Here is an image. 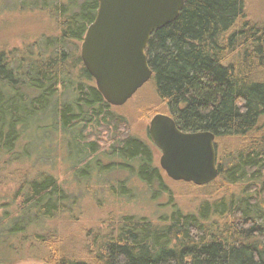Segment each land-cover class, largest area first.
Returning <instances> with one entry per match:
<instances>
[{
  "label": "trees",
  "instance_id": "obj_1",
  "mask_svg": "<svg viewBox=\"0 0 264 264\" xmlns=\"http://www.w3.org/2000/svg\"><path fill=\"white\" fill-rule=\"evenodd\" d=\"M20 5L48 11L59 31L0 50V188L11 190L0 196V259L264 264V20L250 17L246 0H186L146 47L165 107L155 113L172 115L185 131L215 133L220 173L208 185L221 182L226 191L193 212L174 204L157 221L130 213L110 219L77 250L56 242L54 223L80 205L60 180L62 150L82 181L127 170L151 186L153 197L170 187L151 136L131 132L82 60L99 0ZM109 183L113 195L130 194L127 185Z\"/></svg>",
  "mask_w": 264,
  "mask_h": 264
},
{
  "label": "rangeland",
  "instance_id": "obj_2",
  "mask_svg": "<svg viewBox=\"0 0 264 264\" xmlns=\"http://www.w3.org/2000/svg\"><path fill=\"white\" fill-rule=\"evenodd\" d=\"M21 1L0 0V50L20 47L43 35H52L59 31L55 16L38 7H21ZM246 6L250 17L264 20V0H246ZM159 109H165V107L158 96L156 84L152 78L125 104L114 106L116 112L127 116L130 120L131 132L145 140H150L149 122L155 111ZM61 154L58 159L60 180L75 191L80 205L76 207L74 215H64L54 223L58 235L56 242L60 245L65 242L74 250L82 248L88 240L89 233L94 229L105 230L110 219L130 213L157 221L162 214L169 213L174 204L184 212H193L202 200L217 197L226 191L221 182L218 186L217 184L196 185L192 182L173 180L164 170V179L169 184L170 191L153 197L151 186L137 174L127 170L104 172L105 174L94 172L89 180L82 181L78 176L79 166H71L63 150ZM161 154L160 148L155 147V159L158 165H160ZM76 171L77 175L74 174ZM109 181L127 185L130 194L121 195L118 192L113 195L109 190ZM233 189L238 191L234 185ZM8 191L11 190L7 186L0 188V196L7 195ZM25 262L46 264L42 260L0 259V264Z\"/></svg>",
  "mask_w": 264,
  "mask_h": 264
},
{
  "label": "water",
  "instance_id": "obj_3",
  "mask_svg": "<svg viewBox=\"0 0 264 264\" xmlns=\"http://www.w3.org/2000/svg\"><path fill=\"white\" fill-rule=\"evenodd\" d=\"M185 2L99 0L95 20L88 26L81 44V57L110 104H125L152 78L146 53L151 35L173 22ZM148 132L162 152L160 165L171 179L205 185L218 177L213 131H185L172 115L156 112L150 119Z\"/></svg>",
  "mask_w": 264,
  "mask_h": 264
}]
</instances>
